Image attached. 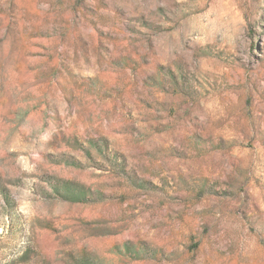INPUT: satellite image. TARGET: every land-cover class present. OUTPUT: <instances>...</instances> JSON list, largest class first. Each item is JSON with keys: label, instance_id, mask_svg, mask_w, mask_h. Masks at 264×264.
Returning <instances> with one entry per match:
<instances>
[{"label": "rangeland", "instance_id": "rangeland-1", "mask_svg": "<svg viewBox=\"0 0 264 264\" xmlns=\"http://www.w3.org/2000/svg\"><path fill=\"white\" fill-rule=\"evenodd\" d=\"M0 264H264V0H0Z\"/></svg>", "mask_w": 264, "mask_h": 264}]
</instances>
